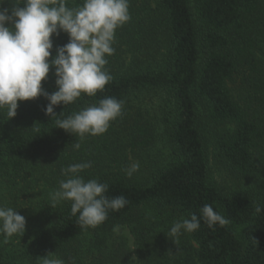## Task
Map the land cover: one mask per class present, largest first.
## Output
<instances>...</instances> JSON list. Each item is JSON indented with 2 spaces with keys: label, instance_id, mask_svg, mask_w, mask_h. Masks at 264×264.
I'll return each mask as SVG.
<instances>
[{
  "label": "trees",
  "instance_id": "trees-1",
  "mask_svg": "<svg viewBox=\"0 0 264 264\" xmlns=\"http://www.w3.org/2000/svg\"><path fill=\"white\" fill-rule=\"evenodd\" d=\"M129 14L102 92L56 106L52 118L43 96L18 101L12 119L0 110V207L26 220L24 235L0 234V264H42L49 253L65 264H264V0H129ZM52 40L55 56L69 37ZM55 79L50 69L42 81L49 94ZM107 97L123 104L106 133L81 140L56 128ZM89 161L80 175L127 201L94 229L79 225L71 202L49 199L62 169ZM205 204L229 223L209 229L201 219L169 235Z\"/></svg>",
  "mask_w": 264,
  "mask_h": 264
},
{
  "label": "clouds",
  "instance_id": "clouds-1",
  "mask_svg": "<svg viewBox=\"0 0 264 264\" xmlns=\"http://www.w3.org/2000/svg\"><path fill=\"white\" fill-rule=\"evenodd\" d=\"M4 0H0L2 5ZM11 10L0 6V110L7 109L11 119L17 114L18 101H30L43 96L48 104L45 114L56 116L58 105L74 103L82 94L96 96L113 79L105 69L115 49V32L130 19L129 0H83L78 7H69L68 0H15ZM66 33L68 43L55 49L53 40ZM54 69L56 91L49 94L42 87ZM122 101L107 97L81 111L56 120V128L75 134L81 140L86 135L99 136L107 132L110 123L122 112ZM73 147L79 149L80 144ZM92 162L72 164L61 170L65 179L57 190L49 193L51 207L71 202V212L78 215L82 228H96L104 223L109 211L122 209L127 201L123 196L109 198V185L97 179L85 180L81 172ZM138 163L125 169L131 177ZM257 211H260L258 208ZM201 219L212 229L229 223L226 215L214 210L211 204L200 209V216L174 221L169 235L177 237L192 233L201 226ZM26 220L10 207H0V234L5 239L25 233ZM42 264H65L54 253L40 258Z\"/></svg>",
  "mask_w": 264,
  "mask_h": 264
},
{
  "label": "rangeland",
  "instance_id": "rangeland-1",
  "mask_svg": "<svg viewBox=\"0 0 264 264\" xmlns=\"http://www.w3.org/2000/svg\"><path fill=\"white\" fill-rule=\"evenodd\" d=\"M215 175H217V173ZM217 178L219 179V177H217Z\"/></svg>",
  "mask_w": 264,
  "mask_h": 264
}]
</instances>
